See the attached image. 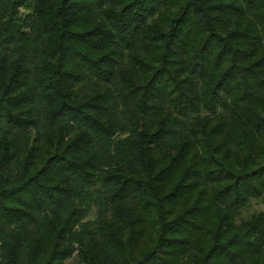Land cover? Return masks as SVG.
Instances as JSON below:
<instances>
[{
	"label": "trees",
	"instance_id": "1",
	"mask_svg": "<svg viewBox=\"0 0 264 264\" xmlns=\"http://www.w3.org/2000/svg\"><path fill=\"white\" fill-rule=\"evenodd\" d=\"M0 264H264V0H0Z\"/></svg>",
	"mask_w": 264,
	"mask_h": 264
}]
</instances>
